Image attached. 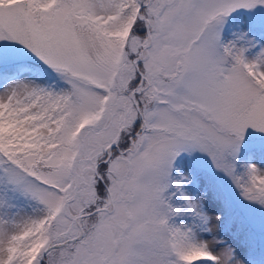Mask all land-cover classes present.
<instances>
[{
  "label": "snow or ice",
  "instance_id": "6c2138e0",
  "mask_svg": "<svg viewBox=\"0 0 264 264\" xmlns=\"http://www.w3.org/2000/svg\"><path fill=\"white\" fill-rule=\"evenodd\" d=\"M235 12L264 31V0H0V45L64 85L0 91V264H246L177 172L204 153L264 208L238 166L264 155V42L224 38Z\"/></svg>",
  "mask_w": 264,
  "mask_h": 264
},
{
  "label": "rangeland",
  "instance_id": "374dc122",
  "mask_svg": "<svg viewBox=\"0 0 264 264\" xmlns=\"http://www.w3.org/2000/svg\"><path fill=\"white\" fill-rule=\"evenodd\" d=\"M245 12H235L222 25V33L226 40L247 34L249 40L257 43L264 42V31L261 30L258 17ZM247 17V22L245 20ZM4 70L0 75V91L14 80H35L42 86L63 87V82L48 71H36L29 60L34 62V57L23 47L16 43H3ZM20 65L13 68L11 65ZM47 82V83H46ZM251 162H258L264 166V155L259 150L255 154L245 152L238 158L239 170L244 171V166ZM177 172L189 177L190 182L185 185V191L194 200H199L202 210L210 216H220L218 223L219 238L233 242L238 246L241 257L246 258V264H264V257L257 259L252 254V239H257L259 244H264V208L246 200L232 179L224 172L218 170L212 160L204 153L193 152L183 154L177 164ZM207 172V173H206ZM208 174V175H207ZM213 179L214 184L210 180ZM233 205L239 214L230 223L225 220L226 212ZM240 220H244L247 227L241 229Z\"/></svg>",
  "mask_w": 264,
  "mask_h": 264
},
{
  "label": "trees",
  "instance_id": "16d2710c",
  "mask_svg": "<svg viewBox=\"0 0 264 264\" xmlns=\"http://www.w3.org/2000/svg\"><path fill=\"white\" fill-rule=\"evenodd\" d=\"M31 65H36L37 62H34L32 60H29ZM34 70L36 71H41V72H45L48 73V71H46L45 69H42L38 66H32ZM47 83V82H46ZM207 173V172H206ZM208 175V174H207ZM210 180L213 182V179L210 177ZM226 217L225 220H227L228 222H232L236 216L240 215V217L242 218V214H239L236 210V207L231 205L228 209V211L226 212ZM180 222H185L183 219ZM239 224L241 225V229H244L245 227H247V225L245 224L244 220H240ZM253 242V247H252V254L253 256H255L257 259H261L262 257H264V244H259L257 239H252Z\"/></svg>",
  "mask_w": 264,
  "mask_h": 264
}]
</instances>
